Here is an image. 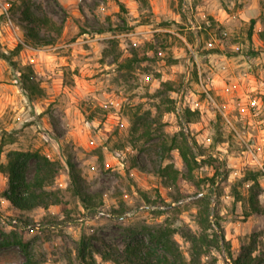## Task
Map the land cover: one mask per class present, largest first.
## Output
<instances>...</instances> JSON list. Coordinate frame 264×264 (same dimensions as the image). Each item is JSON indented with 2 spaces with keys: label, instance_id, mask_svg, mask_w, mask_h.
<instances>
[{
  "label": "rangeland",
  "instance_id": "374dc122",
  "mask_svg": "<svg viewBox=\"0 0 264 264\" xmlns=\"http://www.w3.org/2000/svg\"><path fill=\"white\" fill-rule=\"evenodd\" d=\"M18 2L0 0V52L10 58L0 56V141L5 131L13 139L0 163L14 149L49 156L58 163L52 188L61 202L18 212L3 197L8 178L0 173V241L17 232L33 264H137L127 256L136 244L155 258L162 250L152 235L175 229L174 247L189 264H232L216 245L215 224H201L209 207L233 258L242 246L264 257V0H32L34 12L62 33L14 54L24 33ZM218 15H261L255 38L248 37L253 18L228 26ZM27 77L41 89L34 100L23 89ZM185 109L190 123L181 118ZM147 111L150 134L134 133V115ZM182 128L196 140L199 161L206 159L195 181L186 178L179 150L161 147ZM68 158L81 173L82 198L70 184ZM167 163L180 171L171 186L157 174ZM251 173L260 185L257 213L248 201ZM82 241L92 249L84 262ZM25 260L18 246L0 247V264Z\"/></svg>",
  "mask_w": 264,
  "mask_h": 264
},
{
  "label": "trees",
  "instance_id": "16d2710c",
  "mask_svg": "<svg viewBox=\"0 0 264 264\" xmlns=\"http://www.w3.org/2000/svg\"><path fill=\"white\" fill-rule=\"evenodd\" d=\"M16 5V10L20 13L19 20L24 29V33L22 41L18 43L14 50V54L18 53L25 45H31L34 47L50 45L54 42L55 38L61 35L63 26L57 24V22H55L48 15L35 13L33 10L32 0H19ZM255 23L256 19H251L250 28L248 30V37L250 40L253 38ZM261 37L264 39V33ZM0 56L2 59L10 61L9 56L5 53L0 52ZM132 62L134 61H131V63ZM31 73H33L32 70ZM23 78H25V75H23ZM27 80L28 81L25 79L23 81V89L27 92L28 98L30 100H34L39 96L38 92L41 89L38 85L34 86L32 81L30 83L29 77H27ZM164 85L167 91L174 90L170 82H165ZM162 93V89H158L154 95L155 97H158L161 96ZM168 101L172 102V107H169L168 111H173L175 109L173 106L175 105V99L170 98ZM184 112L185 114H183L181 118H184L187 123H190V114L192 111L190 109H185ZM151 115L152 111H147L144 115L136 113L133 117L132 131L137 133L141 128H143V136L150 134L148 121ZM7 135L8 133L5 131V134L0 141V152L6 144L13 142V139H6ZM190 138V135L184 131V128H182L180 132L175 133L172 137V144L170 147H167L168 141L165 138L161 142V147L168 150L177 148L187 168L186 178L190 181H195L194 170L201 162H205L206 159L199 161L198 156H201L202 154L197 153L196 151V148L198 147L196 140ZM207 158L209 160L213 159L211 155H208ZM31 164H34L35 170L33 176L29 178L28 170ZM222 164L224 163L221 162V165ZM67 165L70 184L73 191L79 198H82L81 173L72 158L67 159ZM157 172V174L168 186L176 184L180 177V171L173 163L161 165ZM0 173L6 174L8 178V187L3 192V197L15 209L20 211L32 210L38 207L47 209L49 206L59 204L61 202L59 193L52 188V184L55 180L56 174L58 173V163L55 160H52L49 156L41 153L39 150H10L7 154V162L0 163ZM216 179L217 175L208 179L211 191L215 190L214 186L216 184ZM249 179H251L254 183L250 188L248 201L252 211L257 213L260 210V201L258 199L260 185L257 180L256 173H251V177H249ZM201 198L207 205L208 196L203 195ZM201 215H203L201 224L205 225L206 228L212 227L213 224L217 227V231H215L214 234L216 245L220 248L224 247L225 251L231 258L232 264H264V257L254 255L255 248L251 246H242L239 256L233 258L221 224L219 221L211 222L210 220L209 207H206L204 211H201ZM174 232L175 229H159L154 235H152L151 241L156 244V249L162 250L161 254L154 250L155 258H153L154 255H152V253L143 251L144 246L142 244H136L134 252H129V255L127 256L134 255L132 258L137 260V264H189L187 260L182 258L178 248L174 247ZM170 243H172V246ZM11 245H16L22 250L26 258L24 264H33V255L30 249V244L15 231L0 241V247ZM91 251V247L89 248L84 241L80 242L78 250V258L80 261L84 262L86 256L90 254ZM96 252L99 253L103 259H110L107 252H103L98 249H96Z\"/></svg>",
  "mask_w": 264,
  "mask_h": 264
},
{
  "label": "crops",
  "instance_id": "0c3cea01",
  "mask_svg": "<svg viewBox=\"0 0 264 264\" xmlns=\"http://www.w3.org/2000/svg\"><path fill=\"white\" fill-rule=\"evenodd\" d=\"M261 15H218L217 16V19L220 21L221 24L223 25H228V26H234L235 24H238V23H242V21H247L249 20V18H254V19H257V17H259ZM262 20H257V24L261 25V22ZM254 35V34H253ZM253 38H255L253 36ZM6 178V177H5ZM6 200V199H5ZM6 202L8 204H10L7 200ZM14 210L18 211V212H24V211H20L18 209H15L14 207H12Z\"/></svg>",
  "mask_w": 264,
  "mask_h": 264
},
{
  "label": "built area",
  "instance_id": "2783aa9c",
  "mask_svg": "<svg viewBox=\"0 0 264 264\" xmlns=\"http://www.w3.org/2000/svg\"><path fill=\"white\" fill-rule=\"evenodd\" d=\"M6 18V21L8 24H12V20H11V15H9L8 10L5 9V15H3ZM225 35H227V33L225 32ZM133 212L129 211L126 213V216L132 215Z\"/></svg>",
  "mask_w": 264,
  "mask_h": 264
}]
</instances>
